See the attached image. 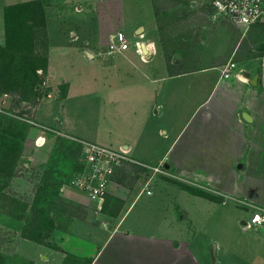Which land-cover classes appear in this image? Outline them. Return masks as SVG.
<instances>
[{
    "label": "crops",
    "instance_id": "0c3cea01",
    "mask_svg": "<svg viewBox=\"0 0 264 264\" xmlns=\"http://www.w3.org/2000/svg\"><path fill=\"white\" fill-rule=\"evenodd\" d=\"M183 1L193 4L208 0ZM8 4L0 1L2 35L3 7ZM62 13L57 14V25L53 27L64 34L66 30L58 21L69 19V16ZM73 13L85 27L73 23L68 29L73 28L81 42L88 40L86 32L105 40L116 29L125 28L120 13L107 22L104 21L108 16L92 12L79 14L75 10ZM212 14L207 20H211ZM136 23L138 21L128 30ZM258 23L264 20L255 24ZM211 25L214 27L205 33L204 51L187 63L194 66L191 70L174 69L173 60L167 62L162 47L153 39L152 43L143 41L149 50L148 57L133 46L104 54V57L98 55V48L87 45L82 49V43L74 46L72 53L83 64L76 66L81 71L78 75L82 77L80 66L90 63L99 66L103 78L99 102L104 107L101 109L113 116L121 115L125 135L120 141L113 140L116 141L114 145H106L75 133L74 124L65 116L58 119L55 112L44 121L55 122L52 131L70 140L122 148L134 160L148 164L162 162L168 167L164 173L152 174L147 187V173L142 167L131 162L117 167L100 208L81 189L65 186L58 191L57 183L56 194L61 202L69 205L71 214L64 215L56 208L55 228L47 239L55 246L47 247L56 252L51 250L47 259L42 255L44 261L41 263L36 256H27L33 264H47L51 258L53 262L49 264H66L68 257L77 261L89 259L88 264H204L207 255L210 256L211 243L215 245L216 255L212 264H233L228 263L227 257L232 250L228 246L230 243L224 242L218 233H222L228 220L235 218L243 231L255 233L250 238L256 243H252L254 248L263 249L259 264H264V229L246 228L241 210L250 206L264 208V46L259 49L263 44L260 42L256 48L250 40V56L239 57L238 26L224 18L211 21ZM140 26L134 28L136 33ZM256 28L254 24L250 26L252 31ZM58 50L49 47L47 72L56 82L66 84L64 97L52 102L64 108L77 93L67 74V63L63 66L58 59ZM96 56L98 60H94ZM154 57L163 61L159 60V67L138 65L136 61L139 58L140 62H149ZM229 59L236 62L234 74L230 79H220V68ZM209 70L218 72L209 91L198 86L193 99L186 103L187 107L175 108V84L185 83L190 88V81L202 79ZM134 76L135 92H131L128 89L131 84L122 82ZM90 79L94 82L97 78L91 73ZM42 104L38 105L35 117L41 118ZM165 114L171 115V123L166 125L161 120L157 129V135L161 133L166 139L165 147L156 149L149 139L148 129L144 128V121L146 118L162 119ZM176 120L180 123L174 126L172 121ZM240 203L246 205H240L241 208ZM257 252L256 248L254 253Z\"/></svg>",
    "mask_w": 264,
    "mask_h": 264
},
{
    "label": "rangeland",
    "instance_id": "374dc122",
    "mask_svg": "<svg viewBox=\"0 0 264 264\" xmlns=\"http://www.w3.org/2000/svg\"><path fill=\"white\" fill-rule=\"evenodd\" d=\"M22 1L27 0H5V3L10 5ZM40 1L45 11L47 38L42 28H35L33 53L39 59H45L46 56L48 58L50 46L59 49V52H56L59 55L58 59L62 61L63 66L67 63L66 71L72 79L77 95L68 100L64 108L60 107L61 105H52V102L58 100L63 87H60L62 84L56 82L49 71L44 72L40 69L36 71V73L38 72V79H34L28 73L26 88L0 93V264H33V261L27 256H36L38 262L41 263L44 261L41 258L42 255L44 259H47L52 251L56 252L47 246L40 247L22 240L23 229L28 225H24L22 217L30 210V207L42 209L41 207L44 208L48 204L52 217L55 216L56 208L62 210L64 215L66 213L71 214L69 205L67 206L64 201L61 202V197L56 194V186L59 183L58 191L65 186L73 187L70 185V180L80 167V144L79 141L57 135L52 131V128L56 126L55 122L48 124L44 120H47L52 112L57 113L60 120L62 116H65L68 121L74 124L75 133L95 138L106 145H110V143L114 145L116 141L122 140L121 137L125 135L124 129L126 127L124 121H120L121 115L113 116L101 109L104 107L99 102L101 89H103V78L102 72L97 68L99 66L93 63L88 66H80L82 77L78 75L81 71L76 66L83 64L72 53L74 46L82 43V49L87 45L94 49L98 48L96 49L98 55L104 57V54H109L108 45L111 37L116 32L121 31L130 43L128 48L133 46L137 49L139 42L152 43L151 40L153 39L162 47L167 62L173 60L174 69L191 70L194 69V66L187 63L192 62L204 51L206 30L214 27L211 25V21L218 22L220 20L219 17L218 19L213 18V16L211 20H207V17L214 12L210 0L193 4L183 0ZM73 10L79 14L92 12L108 16L109 18L105 19L104 22L112 21L111 17L120 13V19L125 28H115V32L106 37L105 40L99 39L98 35L94 33L86 32L85 36L88 40L81 42L77 40L75 30L73 28L68 29L74 25L73 23L85 27V24L76 17ZM62 12L69 16V19L58 21L66 30L64 34L58 33L53 27V24L56 23L57 14H63ZM136 21L138 23L128 30L131 24ZM206 23L208 26H205ZM139 24L144 28L137 34L134 28ZM254 25L257 26L254 31L250 29L251 25L248 27L237 25L239 28V57L242 55L243 57L250 56L252 47L250 40L253 45L256 44V48L260 42L264 44V23ZM0 45H4V32L3 35L0 33ZM232 58L234 59V57ZM94 60H98V57L96 56ZM159 60H161L160 57ZM159 60L155 57L149 62H140L139 58L136 59L138 65L152 66L155 64V67L160 66ZM228 61L233 60L229 59ZM161 62L163 61L161 60ZM221 69L222 67L220 71ZM91 73L95 74L97 78L94 82L90 79ZM217 74L216 70H209L204 73L202 79L190 81L188 83L191 85L190 88L185 83H176L177 95L173 100L176 104L175 108L187 107L189 104L186 105V103L189 99H193L198 86L203 87L208 92ZM134 78L135 76L130 79L126 77L125 82H122L123 84H131V87H128L131 92H135ZM32 85L35 86L32 87ZM41 102L43 103L40 109L41 118L35 117ZM145 120L144 128L148 129L149 139L153 146L156 149H164V140L166 139L161 133L157 135V129L161 125V120L167 125L171 121V115L165 114L162 119L146 118ZM172 122L174 126L180 123L179 120ZM46 183L47 185H45ZM44 185L45 188L41 191L40 188ZM241 210L242 218H248L250 211L248 209ZM235 219L228 220V223L222 228V233H218L224 242L230 243L228 246L232 250L227 256L229 257L228 263L259 264L263 249L256 247L258 252L257 254L254 253L256 248L253 247L254 241L250 238L254 232L243 231L234 221ZM209 229L212 230V228ZM206 230V234H208L209 230L204 229V231ZM254 244L256 245L255 242ZM51 260L53 262V258H51L47 264L51 263ZM81 263H83L82 260L77 261V259L74 260L69 257L66 259V264ZM205 263L212 264L211 254L210 256L207 255Z\"/></svg>",
    "mask_w": 264,
    "mask_h": 264
},
{
    "label": "built area",
    "instance_id": "2783aa9c",
    "mask_svg": "<svg viewBox=\"0 0 264 264\" xmlns=\"http://www.w3.org/2000/svg\"><path fill=\"white\" fill-rule=\"evenodd\" d=\"M214 9L213 18H224L234 25L248 27L264 20V0H211ZM218 18V19H219ZM143 42V41H141ZM137 50L142 53L140 43ZM130 43L121 31L116 32L108 45V52H121L128 49ZM236 69V63L228 61L220 71V79H230ZM80 144V169L70 180V185L81 189L89 198L100 205L105 201L108 187L114 170L126 162H131L142 167L146 176V186L152 174L164 173L162 162L152 165L130 158L122 148L113 149L94 142L79 140ZM150 193L149 190L146 191ZM243 203V202H242ZM240 205H246L242 204ZM248 206V205H247ZM243 208V206H240ZM251 207V206H250ZM245 207L249 210L248 218H242L246 228L264 229V208Z\"/></svg>",
    "mask_w": 264,
    "mask_h": 264
},
{
    "label": "trees",
    "instance_id": "16d2710c",
    "mask_svg": "<svg viewBox=\"0 0 264 264\" xmlns=\"http://www.w3.org/2000/svg\"><path fill=\"white\" fill-rule=\"evenodd\" d=\"M3 26L4 45H0V93H8L26 88L28 73L34 79H38L36 71L47 70V56L45 59H39L33 53L35 28H42L47 38L42 2L28 0L4 6ZM263 46L262 44L259 49ZM60 87H63V91L59 94V98H63L66 84ZM43 189L40 188L41 191ZM41 208L32 206L23 215L22 222L28 225L23 229L22 237L38 244L55 247L47 241L55 228L54 218L50 216V206L47 204ZM88 262L89 259H85L83 264Z\"/></svg>",
    "mask_w": 264,
    "mask_h": 264
},
{
    "label": "water",
    "instance_id": "95a60500",
    "mask_svg": "<svg viewBox=\"0 0 264 264\" xmlns=\"http://www.w3.org/2000/svg\"><path fill=\"white\" fill-rule=\"evenodd\" d=\"M143 29V27L142 26H140L139 27V30L137 31V33H140L141 32V30ZM140 47H141V50H142V53L146 56V57H148V48H147V46H146V44L144 43V42H141L140 43ZM90 55V57H91V54H89ZM251 83H255V82H253V81H251ZM168 167V165L167 164H164V168H167ZM210 254H211V260H212V263L215 261V245L214 244H211V249H210Z\"/></svg>",
    "mask_w": 264,
    "mask_h": 264
}]
</instances>
